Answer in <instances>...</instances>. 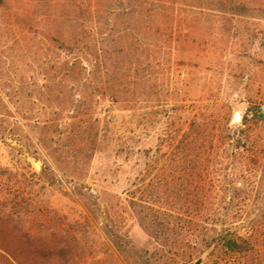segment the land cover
<instances>
[{
    "label": "rangeland",
    "instance_id": "1",
    "mask_svg": "<svg viewBox=\"0 0 264 264\" xmlns=\"http://www.w3.org/2000/svg\"><path fill=\"white\" fill-rule=\"evenodd\" d=\"M0 102V166L20 173L28 228L80 242L68 264H190V230L155 238L128 193L184 174L154 159L181 157L195 123L264 109V0H0Z\"/></svg>",
    "mask_w": 264,
    "mask_h": 264
},
{
    "label": "trees",
    "instance_id": "2",
    "mask_svg": "<svg viewBox=\"0 0 264 264\" xmlns=\"http://www.w3.org/2000/svg\"><path fill=\"white\" fill-rule=\"evenodd\" d=\"M141 45L148 52L155 47L169 53L172 48L170 39ZM75 58L91 66L105 63L104 53H76ZM1 108L0 113L7 112L0 102ZM229 122L207 119L195 123L181 157L154 159L162 168L175 162L184 174L162 175L161 185L151 186L148 193L135 185L129 190L128 203L140 212L147 210L145 217L154 226L155 238L176 237L190 230L195 251L205 253L203 264H264V109L254 104L245 110L239 124ZM240 164L247 167L244 181L221 173ZM211 167L220 179L213 180ZM19 175L17 169L0 166V264H68L82 253L80 242L70 233L25 225L27 207L32 204ZM109 236L125 253L121 238Z\"/></svg>",
    "mask_w": 264,
    "mask_h": 264
},
{
    "label": "water",
    "instance_id": "3",
    "mask_svg": "<svg viewBox=\"0 0 264 264\" xmlns=\"http://www.w3.org/2000/svg\"><path fill=\"white\" fill-rule=\"evenodd\" d=\"M204 257H205V253H202L196 260H194L190 264H200L202 260L204 259Z\"/></svg>",
    "mask_w": 264,
    "mask_h": 264
},
{
    "label": "bare ground",
    "instance_id": "4",
    "mask_svg": "<svg viewBox=\"0 0 264 264\" xmlns=\"http://www.w3.org/2000/svg\"><path fill=\"white\" fill-rule=\"evenodd\" d=\"M37 166V165H36Z\"/></svg>",
    "mask_w": 264,
    "mask_h": 264
}]
</instances>
